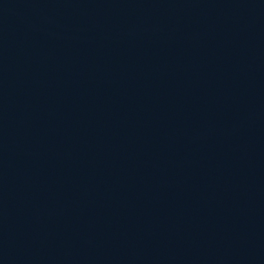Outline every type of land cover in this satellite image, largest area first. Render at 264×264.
<instances>
[{"label":"water","instance_id":"obj_1","mask_svg":"<svg viewBox=\"0 0 264 264\" xmlns=\"http://www.w3.org/2000/svg\"><path fill=\"white\" fill-rule=\"evenodd\" d=\"M0 264H264V0H0Z\"/></svg>","mask_w":264,"mask_h":264}]
</instances>
